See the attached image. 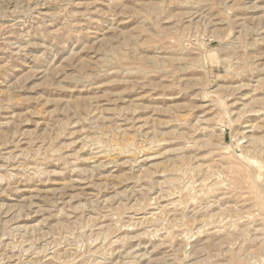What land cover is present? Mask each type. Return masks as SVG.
I'll use <instances>...</instances> for the list:
<instances>
[{"label":"rangeland","instance_id":"1","mask_svg":"<svg viewBox=\"0 0 264 264\" xmlns=\"http://www.w3.org/2000/svg\"><path fill=\"white\" fill-rule=\"evenodd\" d=\"M0 264H264V0H0Z\"/></svg>","mask_w":264,"mask_h":264},{"label":"bare ground","instance_id":"2","mask_svg":"<svg viewBox=\"0 0 264 264\" xmlns=\"http://www.w3.org/2000/svg\"><path fill=\"white\" fill-rule=\"evenodd\" d=\"M105 152V151H104ZM120 153H122V152H120ZM103 155H104V153H103ZM113 159V158H112Z\"/></svg>","mask_w":264,"mask_h":264}]
</instances>
